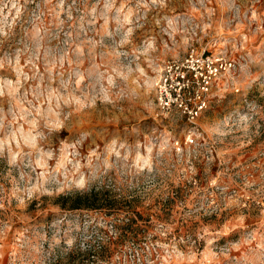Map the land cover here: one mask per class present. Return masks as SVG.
Instances as JSON below:
<instances>
[{
    "label": "rangeland",
    "instance_id": "1",
    "mask_svg": "<svg viewBox=\"0 0 264 264\" xmlns=\"http://www.w3.org/2000/svg\"><path fill=\"white\" fill-rule=\"evenodd\" d=\"M191 51L231 63L195 124ZM0 264H264V0H0Z\"/></svg>",
    "mask_w": 264,
    "mask_h": 264
},
{
    "label": "built area",
    "instance_id": "2",
    "mask_svg": "<svg viewBox=\"0 0 264 264\" xmlns=\"http://www.w3.org/2000/svg\"><path fill=\"white\" fill-rule=\"evenodd\" d=\"M155 84L156 105L163 113L175 112L189 124L208 106V94L217 77L231 63H215L194 51L182 61L166 62ZM192 143V136L187 137Z\"/></svg>",
    "mask_w": 264,
    "mask_h": 264
},
{
    "label": "trees",
    "instance_id": "3",
    "mask_svg": "<svg viewBox=\"0 0 264 264\" xmlns=\"http://www.w3.org/2000/svg\"><path fill=\"white\" fill-rule=\"evenodd\" d=\"M67 198L64 197H58V201H66ZM71 204L72 209H85L87 210L88 208H92L96 201H98L97 195L94 191H91L88 194H76L75 196L71 197ZM63 205V204H62Z\"/></svg>",
    "mask_w": 264,
    "mask_h": 264
}]
</instances>
